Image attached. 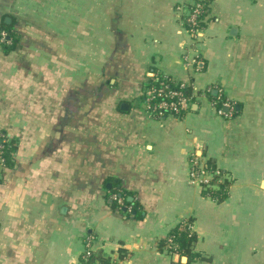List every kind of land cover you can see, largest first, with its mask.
I'll use <instances>...</instances> for the list:
<instances>
[{
    "label": "crops",
    "instance_id": "0c3cea01",
    "mask_svg": "<svg viewBox=\"0 0 264 264\" xmlns=\"http://www.w3.org/2000/svg\"><path fill=\"white\" fill-rule=\"evenodd\" d=\"M189 2L0 0V264H264V0L194 31ZM152 74L192 89L180 116L147 113ZM188 219L191 258L160 246Z\"/></svg>",
    "mask_w": 264,
    "mask_h": 264
},
{
    "label": "trees",
    "instance_id": "16d2710c",
    "mask_svg": "<svg viewBox=\"0 0 264 264\" xmlns=\"http://www.w3.org/2000/svg\"><path fill=\"white\" fill-rule=\"evenodd\" d=\"M209 1L210 0H194L193 3L189 2L187 5L189 8V11H192L193 9H195L197 3H202L203 5V7L200 10L201 12L198 15L197 24L195 27L196 29L202 28L206 23V16L209 13V6H208ZM186 23L188 24L190 23L188 22V16L186 19ZM1 31L6 32V37H4L3 40H0V44L2 46H5L6 49L12 48V46L15 43V34L12 30V26L6 23L2 25L0 29V39L2 36ZM7 36H9V39H6ZM161 83H167L171 85L173 88H178L180 84L179 82L174 81L172 78L162 76V75L157 76L155 80L153 81V83L151 82V84L155 86H159L161 85ZM184 93L187 96H190L192 93V89L189 87L185 88ZM1 144H3L1 153H2V156L4 157V166L11 168L14 166V162H15L14 157H13V152L16 150L15 141L8 136H4ZM209 163L211 164L212 168L215 169L216 167L215 163L213 162H209ZM220 174L222 175L223 173H220ZM218 177H219L218 175L214 176V182L216 181ZM230 184H231V180L227 178H224L223 181H221L220 183H217L218 185L217 189H212L205 183L203 184L204 193L214 197L219 202L223 201L229 194ZM191 225H192L191 219L182 221L179 225H177L174 229L171 230L167 238L161 240L160 246L169 247L168 239L170 238L172 240V243L174 245H177L175 249L176 252H178L182 256L185 255L191 258L193 255V247L195 243L197 242V234L192 230Z\"/></svg>",
    "mask_w": 264,
    "mask_h": 264
},
{
    "label": "built area",
    "instance_id": "2783aa9c",
    "mask_svg": "<svg viewBox=\"0 0 264 264\" xmlns=\"http://www.w3.org/2000/svg\"><path fill=\"white\" fill-rule=\"evenodd\" d=\"M202 7L201 3H197L195 9L188 11V22H190L189 25L193 31L197 30L195 27ZM1 35L0 40H3L6 34L2 33ZM152 76V80L154 81L157 76L155 74H152ZM186 87L187 84L185 83H180L178 88H173L167 83H161L159 86L151 84L143 93L147 113L154 118H163L167 115L180 116L190 105V99L184 93ZM2 148L3 144L0 143V169L4 167V157L1 153ZM202 173H205V171L203 170ZM168 243L173 249H176L177 245H174L170 238L168 239ZM92 252L90 243L86 242L82 257L83 264H91Z\"/></svg>",
    "mask_w": 264,
    "mask_h": 264
},
{
    "label": "water",
    "instance_id": "95a60500",
    "mask_svg": "<svg viewBox=\"0 0 264 264\" xmlns=\"http://www.w3.org/2000/svg\"><path fill=\"white\" fill-rule=\"evenodd\" d=\"M6 21L9 23L10 22V17H7ZM0 142H1V140H0Z\"/></svg>",
    "mask_w": 264,
    "mask_h": 264
},
{
    "label": "rangeland",
    "instance_id": "374dc122",
    "mask_svg": "<svg viewBox=\"0 0 264 264\" xmlns=\"http://www.w3.org/2000/svg\"><path fill=\"white\" fill-rule=\"evenodd\" d=\"M187 14H188V12H187Z\"/></svg>",
    "mask_w": 264,
    "mask_h": 264
}]
</instances>
